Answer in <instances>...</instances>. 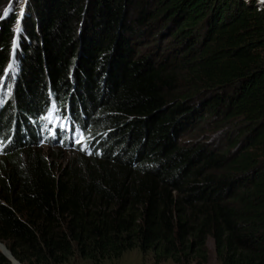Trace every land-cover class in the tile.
<instances>
[{"label":"trees","instance_id":"obj_1","mask_svg":"<svg viewBox=\"0 0 264 264\" xmlns=\"http://www.w3.org/2000/svg\"><path fill=\"white\" fill-rule=\"evenodd\" d=\"M31 1L19 34L0 26V245L21 264H209L212 239L219 264H264V9ZM48 109L107 137L102 155L47 158Z\"/></svg>","mask_w":264,"mask_h":264},{"label":"rangeland","instance_id":"obj_2","mask_svg":"<svg viewBox=\"0 0 264 264\" xmlns=\"http://www.w3.org/2000/svg\"><path fill=\"white\" fill-rule=\"evenodd\" d=\"M31 3H32L31 0H7L0 7V26H1V22L4 21L5 18L8 17L9 15H11V17L16 16L17 25L14 30L16 31V33L19 34L21 30L23 29V27L26 25L25 18L29 17V9H30ZM19 45H20L19 42L15 44V48H14L15 51L19 49L18 48ZM153 45H154L153 42L151 43V42L146 41L142 43L140 47L137 48L136 50L140 53V55H143V56H146L150 53L153 54V52L156 51ZM7 88H8V91H10L12 89V85L10 84ZM8 99H9V96H6L5 99H3L0 102V107ZM117 137L118 135H113L112 138L117 139ZM41 149L47 158H49L50 160L52 159L60 166H69L74 160H77L80 154V152H77V153L69 152L67 151L66 148L62 149L60 147H50L49 145H43ZM53 157L57 159L55 160ZM208 248L210 252L209 264H219L215 256V246H214V242L212 239H209L208 241ZM0 249L3 250L2 251L3 253L8 255V252L5 250L6 248L3 245H0ZM69 264H94V263L84 261L81 259H75L74 261H71ZM102 264H155V262L151 255H143L141 253H138L137 251H132V252L126 253L122 258L118 260L107 261ZM164 264H172V263L168 262Z\"/></svg>","mask_w":264,"mask_h":264},{"label":"built area","instance_id":"obj_3","mask_svg":"<svg viewBox=\"0 0 264 264\" xmlns=\"http://www.w3.org/2000/svg\"><path fill=\"white\" fill-rule=\"evenodd\" d=\"M245 1V0H244ZM252 1H255V6L257 8L258 12H262V10L264 9V0H246L245 2L250 5V3Z\"/></svg>","mask_w":264,"mask_h":264},{"label":"clouds","instance_id":"obj_4","mask_svg":"<svg viewBox=\"0 0 264 264\" xmlns=\"http://www.w3.org/2000/svg\"><path fill=\"white\" fill-rule=\"evenodd\" d=\"M17 48V47H16ZM12 61H13V58H12ZM6 80V79H5ZM10 102V101H9ZM99 134H101V133H99ZM100 136H102V134L100 135ZM103 138H102V145L104 144V141L105 140H107L108 138L107 137H105L104 135L102 136ZM42 148V147H41ZM6 155V149L2 152V155L0 156V157H3V156H5Z\"/></svg>","mask_w":264,"mask_h":264},{"label":"water","instance_id":"obj_5","mask_svg":"<svg viewBox=\"0 0 264 264\" xmlns=\"http://www.w3.org/2000/svg\"><path fill=\"white\" fill-rule=\"evenodd\" d=\"M1 252V251H0ZM7 259H9L13 264H14V261H17L14 257H13V255L11 254V252L9 251V253H10V256H11V258H9L6 254H4L3 252H1ZM18 262V261H17ZM19 264H21L20 262H18Z\"/></svg>","mask_w":264,"mask_h":264},{"label":"bare ground","instance_id":"obj_6","mask_svg":"<svg viewBox=\"0 0 264 264\" xmlns=\"http://www.w3.org/2000/svg\"><path fill=\"white\" fill-rule=\"evenodd\" d=\"M17 151H18V150H17ZM5 250H6V249H5ZM0 251H1V250H0ZM6 251L8 252V255H7V254H6V255H7L9 258H11L9 251H8V250H6ZM1 252H2V251H1ZM4 254H5V253H4ZM14 262H15V261H14Z\"/></svg>","mask_w":264,"mask_h":264},{"label":"snow or ice","instance_id":"obj_7","mask_svg":"<svg viewBox=\"0 0 264 264\" xmlns=\"http://www.w3.org/2000/svg\"><path fill=\"white\" fill-rule=\"evenodd\" d=\"M45 119H47V117ZM53 135H57V133L55 131H53ZM77 142L81 143L82 141H77Z\"/></svg>","mask_w":264,"mask_h":264}]
</instances>
